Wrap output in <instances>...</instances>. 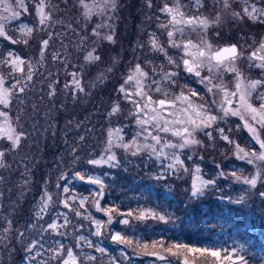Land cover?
<instances>
[{"label": "rangeland", "instance_id": "374dc122", "mask_svg": "<svg viewBox=\"0 0 264 264\" xmlns=\"http://www.w3.org/2000/svg\"><path fill=\"white\" fill-rule=\"evenodd\" d=\"M45 3L49 6L47 10L51 12L54 22L48 30L53 33V39L46 50L43 66L34 69L36 75L31 82L25 81L27 90L19 94L22 104L13 103L10 109V116L15 121L13 126H20L27 135L18 150L4 158L12 168L0 169V216L7 217L12 223V231L5 242L8 246L0 244V264H29L26 255L34 256L35 264H63L68 250L77 258V264H184L185 261L187 264H232V261H237L238 264L239 257L244 258L245 264H264V197L259 195L264 192V184L258 183L252 189L231 175L235 171L237 175L242 172L250 176L257 166L264 168V162L258 161L256 165L249 166L235 156L236 145L247 152L260 151L247 130L238 127L242 124L238 117L218 119L213 125V129L223 128L233 143L224 141L218 131L208 129L212 131V140L197 131L195 138L202 143L184 150L182 158H185L187 167L198 163L204 178L216 181L215 186L195 198L190 193V176L183 173L179 177L165 174L163 178L157 179L161 172L160 164L147 153L134 157L115 149L120 167L87 164V160L98 158L103 152L109 129L123 126L125 141H130L138 131L133 116L129 115L134 111L133 105L122 100L121 94L117 92L129 69L136 63H140L149 75H152L151 68L159 65H163L167 71H176L175 84L169 86L166 81L162 82V87L170 96L178 95L182 90L188 95V89H195L199 93L193 98L197 104L202 101L211 104L213 100L219 103L223 100L222 92L207 93L205 85L200 84L198 78L185 73L182 67L169 65L163 54L150 51L147 41L149 33L154 32L169 56L179 62L178 58L183 54V50L173 49L168 44L166 33L171 29L158 27L159 24L168 23L170 16L161 13L160 9L166 3L171 6L172 0H152L150 8L147 0H116L117 7L114 10L109 9L104 15L94 12L88 20L83 16L79 0H45ZM85 3L103 6L104 0H85ZM179 3L183 6L185 18H207L210 26L203 33L198 28L192 30L185 27L182 33H176L177 42L187 43L191 40L193 44L199 45L201 40H205L214 49L237 43L243 52L235 65L241 74L240 81L247 85L252 80H264V69L251 66L246 58L250 51L264 42V20L253 21L243 16V5L239 0H232L228 11L223 10L219 0H202L203 6L199 9L193 7L191 0H179ZM248 3L264 8V0H248ZM233 11L241 12L243 18L233 17ZM218 14L220 22L214 23ZM102 22L112 25V32L105 28L101 34L114 33V43L104 40L93 44L96 37L92 35V30ZM21 24L33 27L31 37H21L17 30ZM36 26L35 9L29 2L28 14L10 22L6 29L9 36L14 39L27 38L28 43L12 45L0 39V52L6 54L8 50L14 49L22 59L26 62L30 60L35 65L40 59V42L48 38V31H39ZM82 36L87 38L89 50L93 47L97 49L95 54L100 56V60L95 64H85L83 61L84 53L77 48ZM138 44H143V48H138ZM54 52H61L62 59L53 61L51 54ZM145 61H151L152 64L146 66ZM109 67L113 68L110 73L106 72ZM9 71L8 67L0 65V74L7 75ZM49 72L52 73L51 77ZM72 72L81 73L84 87V92H78L75 96L71 87L64 88L65 83L70 82L69 74ZM101 74L105 75L102 82L96 79ZM201 75L208 76L210 73L205 68ZM215 75L217 78L213 84L222 80L228 91L235 90L238 81L234 73L220 70ZM154 78L159 80L160 76ZM53 80H57L58 84L55 86V96L50 97L48 84ZM93 84L95 87H92ZM262 92L264 87H259L250 98L257 108V97ZM152 96L153 100H159L163 98V93L153 92ZM117 100L120 101L119 114L108 116L113 102ZM34 105L38 111H33ZM170 112L171 109L162 115L171 120ZM210 114L223 115L215 105ZM17 115L21 119L16 120ZM78 124L80 127H77ZM0 126H3L2 120ZM259 134L264 139V129H260ZM82 136L84 140L80 139ZM169 139L176 140L170 135ZM139 142L143 143V140ZM0 148L8 149L9 143L0 141ZM193 153V160L188 161L186 156ZM74 157H79L78 163H73ZM216 165L220 166L219 169ZM25 167L28 172H25ZM218 171L226 175L218 176ZM76 172L85 174V181L74 179ZM62 175L65 177L63 180L59 179ZM89 175L101 178L104 186L102 196L98 192L100 186L87 181ZM58 184L60 187H57ZM65 186L69 187L70 193H63ZM42 189L52 196L53 204L50 212L42 220H37L34 206ZM69 195L76 199L70 201L69 208H65L61 201ZM241 196L244 199L236 203ZM82 197H89L83 207L79 204ZM97 198L101 208L118 209V213H113L111 224L107 223L108 215L93 206ZM74 210H79L81 215H75ZM145 210L165 215L166 220L159 221L151 216L144 220L137 219L139 212ZM128 211H132L133 216L119 214ZM58 212L62 214L57 220L61 225L58 231H42L56 219ZM63 214L68 217L67 225H64ZM89 216L91 219L87 218ZM93 219L102 222L99 236L95 235ZM122 219H128L129 224L120 223ZM4 227L6 224L0 222V232ZM61 232L64 235H60ZM116 233L134 243L125 245L113 241L112 236ZM37 241L43 244V248L26 253L25 249ZM153 242H157L155 246ZM59 244L65 247L60 257L53 259L52 255ZM144 244L148 247L145 248ZM175 245L186 247L177 249ZM100 248L104 251L97 250ZM194 248H206L209 251L188 250ZM169 249L177 255H171ZM37 251L40 255H36ZM212 251L220 252L221 257H211ZM153 252L157 255H151ZM224 253L231 260L224 259ZM86 256L96 259L88 260ZM159 256L165 259L161 260Z\"/></svg>", "mask_w": 264, "mask_h": 264}, {"label": "snow or ice", "instance_id": "6c2138e0", "mask_svg": "<svg viewBox=\"0 0 264 264\" xmlns=\"http://www.w3.org/2000/svg\"><path fill=\"white\" fill-rule=\"evenodd\" d=\"M32 3L35 9V15L37 18V29L39 31H48L54 22L51 19V12L48 11V4L45 0H0V39L8 41L9 44L15 45L18 43H28L27 38L14 39L12 36L8 35L7 27L10 22L16 21L21 18L22 15L28 14V3ZM193 7L199 9L203 6L202 0H191ZM223 4V10L228 11L231 8L232 0H219ZM242 3V13L243 16H247L249 19L256 21L258 19L264 20V8H257L255 4H249L248 0H239ZM79 5L83 9V16L86 20L91 19L94 12H98L100 15H104L109 9L114 10L117 7L116 0H104L103 6L99 4L89 5L85 3V0H79ZM147 6L150 8L152 6V0H147ZM182 5L179 0H172L171 6L165 4L160 12L170 16L167 24H159L158 27L161 29H171L167 30L168 44L173 49L183 50V54L177 59L168 55L167 49L160 43L159 37L156 33H149V40L147 41L150 51L153 53H161L166 58L169 65H175L176 68H181L185 73L190 76L198 78L200 84L205 85L207 93H223V100L219 103L215 100L209 104L207 101H202L197 104L194 102L193 98L197 97L199 93L195 89H188V95L182 90L178 95L170 96L165 88L162 87V82L166 81L167 84L173 85L176 83V77L178 73L176 71H167L164 69L163 65L153 66L151 68L152 75L149 72L144 71L140 63H136L133 68H130L124 83L121 84L117 92L121 94V99L127 101L133 105L134 111L130 112L129 115L133 116L135 125L138 131L135 133L130 141H125L124 139V127H117L115 129H109L107 134V141L103 152L98 158H93L87 160V164L92 166H109L111 168L120 167V161L116 155L115 149H120L124 153H130L132 156H139L143 153H147L148 156L158 162L161 167L160 175L157 179L163 178L165 174H172L180 176L181 173L190 176L191 185L190 193L191 197L195 198L204 194L205 190L215 186V179H205L202 173L200 165L194 164L193 167L189 168L185 164L184 150L190 149L193 146L200 145L202 142L195 138V133L197 131L202 132L209 140H212V131H207L208 129H213V125L219 120H223L226 117H238L242 124L238 127H242L247 130L250 134V139L252 142L259 146V152H247L241 149L239 145H236L235 156L239 161L246 162L247 165H256L257 162H264V139H261L259 134L260 129H264V92L258 94L259 107L253 106L250 102V98L254 91L259 87H264V80H252L247 85H244L240 81L241 74L236 68V61L243 55V52L238 49L236 44H232L226 47H221L214 49L212 45L208 44L207 41L201 40L199 45L193 44L191 40L187 43L177 42L175 36L177 32H183L185 27L192 30L197 28L203 33L210 26V21L207 18L200 17H190L185 18V13L182 11ZM18 9V10H17ZM251 9V10H249ZM231 15L236 18H243L241 12H231ZM220 15L215 17L214 23L220 22ZM69 28L71 25L68 26ZM107 28L109 32H112V25L110 23L102 22L96 25L92 30V35L96 37L93 44L98 41H108L114 43V33L102 35L103 29ZM21 34V37H31L34 29L26 24H21L17 29ZM59 35V34H56ZM53 39V33L48 31V38L43 39L41 43V48L39 52L40 59L36 61L33 65L31 61H25L20 57V55L14 50L10 49L7 53L0 52V65L9 68L7 75L0 74V120L3 121V126H0V141H7L9 143L8 149L0 148V169H11L12 165L5 162V157L11 152L18 150L21 141L26 137L25 133L20 126L14 127L15 121L12 120L10 116V109L13 103L22 104L19 94L25 93L27 90V82H31L33 77L36 75L34 69L37 66H43L46 59V50L49 47L50 40ZM143 44H138V48H143ZM77 48L81 50L83 55V61L85 64H95L100 60V56L96 55L97 49L93 47L91 50L87 48V38L81 37ZM66 51V49H65ZM53 61H59L62 59L61 52H54L51 54ZM251 66L264 69V42L253 51H250L246 57ZM65 67H67V59L64 60ZM152 64L151 61H145V65ZM25 66L27 71L25 72ZM207 69L210 75L202 76L201 72L203 69ZM223 70L226 72L234 73L237 78V83L235 85L234 91H228L222 80L220 83L213 84V80L216 79L215 73ZM113 71L112 67L106 69V72L110 73ZM21 74V75H17ZM71 80L65 83L64 88L68 89L71 87L73 96L78 92H84V87L82 85L81 73L72 72L69 74ZM156 75L160 76L157 80L154 77ZM52 73L49 72V77ZM98 81H103L105 75L101 74L96 77ZM57 80H53L48 84V95L50 97L56 94ZM95 87V84L92 85ZM187 88V86H184ZM131 88L132 90H129ZM163 93V98L159 100H153L152 93ZM235 101L236 106L233 107ZM213 105L219 108V111L223 113L222 116H217L210 114L212 112ZM166 109H171L169 115L172 117L171 120L166 119L162 113ZM33 111H38L35 105L33 106ZM120 112V101H114L108 116L117 115ZM195 116V118H193ZM21 119L17 115L16 120ZM80 127V124L77 125ZM218 131L221 138L228 142L233 143L229 136L224 133L223 128L213 129ZM175 137L176 140L173 141L169 139ZM84 140L85 137H80ZM143 140V143L139 142ZM75 152V149H73ZM195 153L192 155H187L186 159L192 161ZM202 159V157H201ZM165 161L167 163L165 164ZM79 157H74L73 163H78ZM219 169V165H216ZM25 172L28 169L25 167ZM23 175V174H22ZM218 176H224L226 173L223 171L217 172ZM232 177L238 181L248 185L250 188H256L258 183L264 184V168L257 166L254 173L250 176H245L241 174L237 175L235 171L231 173ZM59 179L63 180L65 177L62 175ZM74 179L80 181H85V174L76 172ZM87 181L94 185H99V195H103V184L100 177H93L91 175L87 176ZM27 184L28 181L25 180ZM57 187H60L58 184ZM63 193H70L69 187L65 186L62 189ZM259 195L264 197V192H260ZM75 196L69 195L67 198L61 201L65 208L70 207V201L75 200ZM89 197H82L79 199V204L83 207L86 200ZM244 199L241 196L236 203H240ZM53 204L52 196L48 194L46 189H42V194L34 206V216L37 220H42L46 214L51 210L50 206ZM93 206L98 211H104L108 215V224L113 221V213H118V209L115 207L101 208L99 199L97 198L93 202ZM75 215L80 216L81 212L79 210H74ZM120 215H127L128 217L133 216L132 211L125 213H119ZM62 214L57 213L56 219L53 222L47 224L46 229L42 231L57 232L61 227L57 223V220ZM64 215V225L69 223L68 217ZM151 216L159 221H165L166 216L158 214L151 210H145L139 212L136 216L139 220H144ZM91 219V217H87ZM0 222L6 224V227L0 232V244L8 246L5 242L9 239L8 233L12 231V223L7 217L0 216ZM92 223L96 225L95 235H101L102 222L99 220H92ZM120 223L124 225L129 224L128 219H122ZM64 235V233H60ZM20 238H23L21 233ZM81 240L84 237H80ZM112 240L125 245H132L134 242L131 239H125L120 233H116L112 236ZM136 243H139L138 241ZM157 242H153L155 246ZM91 246V245H89ZM145 248L148 247L147 244L143 245ZM63 244H59V247L55 250L52 255L53 259H58L60 257L61 250L64 249ZM186 246L175 245V248L180 249ZM37 248H43V244L39 241L34 242L29 245L25 251L26 253H32ZM103 252L104 249H97ZM192 252H204L207 253L208 249H188ZM173 256L177 253L173 252L171 249L168 250ZM36 255H40L37 251ZM151 255H157L155 252ZM211 257L218 258L221 257V253L217 251L211 252ZM25 259L29 261V264H35V257L31 255H26ZM85 259L95 260L94 256H86ZM159 259L164 260V256H159ZM224 259L231 260V257L227 253H224ZM63 264H77V258L74 256L71 250L67 251V259L63 260ZM187 264V261L184 262ZM232 264H237V261H232ZM238 264H245L244 258H238Z\"/></svg>", "mask_w": 264, "mask_h": 264}, {"label": "flooded vegetation", "instance_id": "af4514ba", "mask_svg": "<svg viewBox=\"0 0 264 264\" xmlns=\"http://www.w3.org/2000/svg\"><path fill=\"white\" fill-rule=\"evenodd\" d=\"M232 44H236L237 47H238V49H240V47H239V45H238L237 43L224 44V45H221L219 48H221V47H225V46H229V45H232ZM245 65L247 66V63H246ZM168 111H169V109H166V110H165V112H168Z\"/></svg>", "mask_w": 264, "mask_h": 264}, {"label": "water", "instance_id": "95a60500", "mask_svg": "<svg viewBox=\"0 0 264 264\" xmlns=\"http://www.w3.org/2000/svg\"><path fill=\"white\" fill-rule=\"evenodd\" d=\"M226 47V46H225Z\"/></svg>", "mask_w": 264, "mask_h": 264}]
</instances>
